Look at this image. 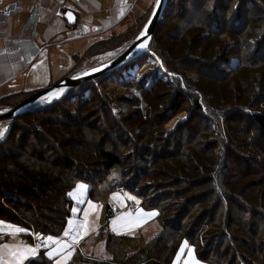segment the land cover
Segmentation results:
<instances>
[{
  "label": "trees",
  "instance_id": "obj_1",
  "mask_svg": "<svg viewBox=\"0 0 264 264\" xmlns=\"http://www.w3.org/2000/svg\"><path fill=\"white\" fill-rule=\"evenodd\" d=\"M224 1L168 0L149 50L12 118L0 141V221L22 226L28 242L32 234L60 237L74 205L68 193L120 166L141 184L150 182L149 190H168L184 204L170 210L169 195H141L144 207L159 212L157 235L130 249L132 236L103 226L97 238L105 239L111 258L78 252L68 264H173L185 241L204 264H264V193L249 194L251 202L245 190L264 180V0L229 1L230 8ZM151 15L132 30L128 46ZM122 40L95 43L78 62ZM151 59L153 68L144 70ZM197 68L206 88L200 79L189 83L186 71ZM132 71L143 76L133 78ZM112 87L128 95L113 97ZM29 95L0 98V110ZM182 113L183 121L165 129ZM248 176L253 180L243 183ZM173 186L178 190L169 192ZM90 197L96 198L94 189ZM25 264L54 263L42 254Z\"/></svg>",
  "mask_w": 264,
  "mask_h": 264
},
{
  "label": "crops",
  "instance_id": "obj_2",
  "mask_svg": "<svg viewBox=\"0 0 264 264\" xmlns=\"http://www.w3.org/2000/svg\"><path fill=\"white\" fill-rule=\"evenodd\" d=\"M156 3L157 0H40V16L32 37L27 18L36 2L22 0L19 12L8 21L0 22V34L22 41L32 39L31 48L38 52L32 64L24 67L15 59V54L5 51L0 38V98L11 94L31 95L63 78L85 72L79 68L78 57H82L89 46L119 36L123 37L122 42H130L132 30L153 13ZM11 122L12 119L0 121V132L4 133L0 141L8 134ZM0 224L22 228L10 222ZM22 234L0 233V239L28 243ZM181 248L177 253L180 254L179 264H185L189 252L199 261L191 246L182 253ZM40 253V258L46 254L45 250ZM177 255L173 264H177Z\"/></svg>",
  "mask_w": 264,
  "mask_h": 264
},
{
  "label": "rangeland",
  "instance_id": "obj_3",
  "mask_svg": "<svg viewBox=\"0 0 264 264\" xmlns=\"http://www.w3.org/2000/svg\"><path fill=\"white\" fill-rule=\"evenodd\" d=\"M229 1L233 3V5L235 4L234 6H236V4L238 3L237 0L236 2L235 0H225L224 5L225 6L228 5L229 8L231 5ZM191 2L192 0H189L187 4L190 6L192 4ZM220 13H221V10H220ZM257 22H260L261 24L263 23V19L259 18L258 15H257ZM166 32H167V28H165V30L162 31L161 34H166ZM221 38H223L227 44L231 42L228 34L221 35ZM167 43L168 42H165L164 46H169L170 48L171 44L168 45ZM125 46H128V42H122V41L111 42L108 46H106L109 49L107 50L104 49V52L100 53L99 55H96L93 58L88 56L91 59L84 58L82 60H79L78 63H81V67L79 68H83L85 71H88L90 69L100 66L101 64L105 62L107 63L109 60H112L113 58L121 54L126 49ZM117 47L119 48L117 49ZM147 50H149L148 47H147ZM180 53L181 51L178 50L174 55L178 57ZM146 57L147 56H140L141 58L140 60L144 58L146 59ZM89 60H90V63H89ZM83 62L84 64H82ZM149 62H150L149 65L145 64L143 68L144 70L147 69L148 66L149 67L153 66L151 65L152 59L149 60ZM88 64H92L91 68L89 67L90 69L87 68ZM180 65H179V70L180 72H183L184 66L183 65L180 66ZM188 67L189 69L192 68L191 65H188ZM136 71H134V74L132 77L137 78L139 80L143 75L137 74ZM186 72L187 73L185 74H187V76L190 79L189 83L190 82L191 84L197 83L200 79L203 82L201 86L206 88L205 84L207 82L205 79L201 78L202 76L201 77L199 76L200 74H198V68L194 69V72L190 70H187ZM159 73H161V71H159ZM127 79H132V78H127V76L126 78L125 77L123 78V80H127ZM109 93L113 97H119V96L126 95L128 93V90L121 88V87H112L111 90H109ZM63 94L62 95L58 94L57 95L58 98L49 96L46 98V100L47 102H49L52 100L59 99L61 96H63ZM185 118H186V113L179 114L178 116H176L175 118L169 121V123L165 126V129H170L171 127L175 126L178 123V121H183ZM234 129L238 130L239 128L234 127ZM107 148L108 150H110L111 146H108ZM123 150L124 151L122 152H125V150L127 149L123 148ZM128 152L129 151H126L125 154H127ZM234 163H236V161ZM232 165L233 164L231 162L227 163V166H232ZM170 179L175 180V178L174 179L170 178ZM252 180L253 179L248 176L247 178L243 180V183H248ZM149 183L141 184L133 176V173H131V171H130V174L128 173L127 175V173L125 172V169L123 170L120 166H114L109 172L108 176H106L104 180L98 181V183L96 184L88 183L85 181H80L68 193V197L74 202L72 209L76 210V211H71V216L68 218V221L69 220L72 221V233L67 236L64 235L65 231L68 230V224H67L63 234L60 237H56L52 235L54 238H59L61 242L65 244V246L71 245L72 247L71 256L70 258H66V259L57 256L56 258L52 259L53 263L56 264V259H65V264H68L78 252L86 254L90 256L91 258H97V257L111 258V254L106 249L105 239L97 238V234L103 226H105L109 231L117 235L132 236L134 240L131 243L130 249H138L140 247L145 246L146 243L152 237L157 235V233L161 230L162 227H161V222L159 220L158 215L154 217H147L146 215H142V213L146 214V213L153 212V211L158 212V210L156 209H148L144 207L143 197H148V198H152L153 196L154 197H158V196L167 197L169 195V193L166 192L168 190H164L162 193H158L160 191H158L157 188L149 190L147 188L149 186L148 185ZM80 184L85 185V187L79 188L78 185ZM92 189L95 190V196H96L95 199L90 197V192ZM171 190L177 191L178 189H176V187L173 186L169 189V192H171ZM245 190L247 193L246 199H248L249 201L253 200V198L250 199V195L258 196L259 194L258 197H260L261 192L264 193V180H259V183L256 184V186L255 184L249 183L248 185H246ZM70 193L71 195H69ZM129 196L135 197L136 200L128 199ZM168 197H169L168 208L170 210L181 208L180 207L182 206L181 204H184V201L181 202V199L183 197H178L177 195L176 196L169 195ZM187 200L189 201L190 199H187ZM137 201H139V203H137ZM190 207H198V205L193 206L192 204L190 205ZM110 210L112 211L111 215H109ZM3 222L8 223L7 221H3ZM16 228L17 227L15 225L0 224V233L11 234L15 231ZM77 228H79V236L77 239L74 240V236L77 235L76 233ZM47 236L49 235L43 236L41 234H37L36 240L43 241L44 239H46ZM5 244L9 245L8 249L4 248ZM25 246L36 247V243L32 241L28 243L26 242L21 243V242H16V241L13 242V241H7V240L0 239V264H4V261L6 259L13 260L12 252L22 251ZM58 247H59L58 245H45V248L43 250H45L46 254H44V256L47 255L48 251H52L53 248H58ZM37 249L38 251L36 255L34 256L30 255V257L28 256L29 258H26L24 261H22V264H25L31 258L39 259L41 256V253H40L41 250L39 249V246Z\"/></svg>",
  "mask_w": 264,
  "mask_h": 264
},
{
  "label": "water",
  "instance_id": "obj_4",
  "mask_svg": "<svg viewBox=\"0 0 264 264\" xmlns=\"http://www.w3.org/2000/svg\"><path fill=\"white\" fill-rule=\"evenodd\" d=\"M167 1L168 0H161L160 4L158 6L156 3L154 10H153V13H152L148 23L146 24V26L144 27V29L142 31V32H144L146 30L150 36V39L145 41L147 43V45L151 42V40L154 36V33H155L157 26H158V23H159L160 19L162 18V15H163L164 10L166 8ZM138 37L121 54H119L118 56H116L112 60L108 61L107 63L96 67V68L100 69V71H93V69H94L93 68V69H90L88 71L77 74L75 76L63 78V79L59 80L57 83H55L49 87H46L44 89L38 90L37 92L29 95L28 97H26L23 101H21L20 103H18L14 107L7 108L4 110H0V121L6 120V119H12L16 116L23 114L24 112H26L28 109H30L33 105H35L40 100H43L44 98L51 96V95H49V93L55 91L56 89H64L63 93H65L67 90L74 88L80 84H83L89 80H93V79L99 77L100 75L117 68L118 66L122 65L127 60H129L130 58H133V57L141 54L144 51H142V52L137 51L133 47V45H138ZM86 73H88V74H86ZM74 77H77V78H74ZM58 94L59 93H57V95Z\"/></svg>",
  "mask_w": 264,
  "mask_h": 264
},
{
  "label": "snow or ice",
  "instance_id": "obj_5",
  "mask_svg": "<svg viewBox=\"0 0 264 264\" xmlns=\"http://www.w3.org/2000/svg\"><path fill=\"white\" fill-rule=\"evenodd\" d=\"M160 2H161V0H157V6L160 4ZM149 39H150V36L147 33V31L145 30L144 32H141L140 36L138 37V45H133V47L137 51H147L148 45L145 41H147ZM93 71H100V69L94 68ZM86 74H88V73H86ZM74 78H77V77H74ZM63 92H64V89H56L55 91L50 92L49 95L53 96L54 98H58L57 93L62 95ZM3 135H4V133L0 132V138H2ZM78 187L84 188L85 185L80 184V185H78ZM69 195H71V193ZM128 199L136 200V198L132 197V196H129ZM137 203H139V201H137ZM72 211H76V210L72 209ZM142 215H146L147 217H154V216L158 215V212L153 211V212H149L146 214L142 213ZM0 223H3V222H0ZM67 224H68V230L65 231V233H64L65 236L72 233V221L69 220L67 222ZM15 231L16 232H24L25 229L17 227L15 229ZM76 233H77V235L74 236V240L77 239L79 236V228L76 229ZM42 242L45 245H58L59 246L58 248H53L52 251L47 253V255L50 259H54L57 256H59L61 258H65V259L70 258L71 250H72L71 245L65 246V244H63L59 238H54L52 235H49ZM187 246H188L187 241H185L182 248H181V253L184 251L185 248H187ZM4 248L8 249L9 245L5 244ZM37 251H38V249L36 247L25 246L22 251L12 252L13 260H7L6 259L4 261V264H22V261H24L28 256L36 255ZM65 259H56V264H65ZM179 260H180V254L177 255V264H179ZM185 264H199V261L195 260L192 257L191 252H189V258L187 261H185Z\"/></svg>",
  "mask_w": 264,
  "mask_h": 264
},
{
  "label": "built area",
  "instance_id": "obj_6",
  "mask_svg": "<svg viewBox=\"0 0 264 264\" xmlns=\"http://www.w3.org/2000/svg\"><path fill=\"white\" fill-rule=\"evenodd\" d=\"M22 0H0V22H6L20 11ZM35 1L36 5L30 12L27 18V24L32 28V37L35 33L36 26L38 24L40 16V0H26ZM0 38L3 39L5 51L8 54L16 55V60L20 62L24 67L30 66L38 52L37 49L31 48V40H19L16 38L6 37L4 34H0ZM134 72V71H132ZM23 228V227H22ZM36 247L42 251L45 248V244L41 240H36V235H33Z\"/></svg>",
  "mask_w": 264,
  "mask_h": 264
},
{
  "label": "bare ground",
  "instance_id": "obj_7",
  "mask_svg": "<svg viewBox=\"0 0 264 264\" xmlns=\"http://www.w3.org/2000/svg\"><path fill=\"white\" fill-rule=\"evenodd\" d=\"M140 52H142V51H140Z\"/></svg>",
  "mask_w": 264,
  "mask_h": 264
}]
</instances>
